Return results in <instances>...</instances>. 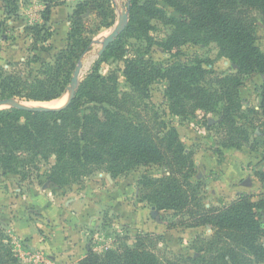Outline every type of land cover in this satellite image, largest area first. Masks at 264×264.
Returning <instances> with one entry per match:
<instances>
[{"label":"trees","instance_id":"16d2710c","mask_svg":"<svg viewBox=\"0 0 264 264\" xmlns=\"http://www.w3.org/2000/svg\"><path fill=\"white\" fill-rule=\"evenodd\" d=\"M1 1L6 14H17L20 0ZM45 1L42 18L47 22L53 0ZM126 1L130 12L126 28L79 83L66 107L49 111L0 109V171L28 179L54 157L55 163L46 171V178L65 186L79 183L95 172L118 177L138 166L155 164L167 168L168 173L158 178L145 175L141 179L144 201L159 210H173L182 217L184 225L215 228L211 238L202 239L204 244L198 256L163 260L150 245L152 235L143 234L133 246L126 244L105 254L90 248L80 264H264V195L258 201L240 196L223 208H207L192 181L193 153L187 150L177 128L155 133L114 109L118 77L115 72L108 76L100 72L103 61L122 59L127 81L141 96H146L149 86L157 80L168 81L166 96L171 113L187 116L188 104L215 113L219 121L214 127L223 134L222 148L240 149L250 141V132L239 123L243 106L238 96L239 76L264 72V54L255 42L256 20L247 10L256 8L264 13V0H163L179 17L159 8L156 0ZM89 10L105 23H113L117 17L113 0L81 1L71 16L68 44L58 51L53 62H42L39 55H34L40 63L36 75L32 71L23 73L18 68L23 62L17 63L14 70H0V99L46 102L60 98L71 84L79 62L93 49L92 29L85 17ZM153 20L174 28L166 44L179 53L185 45L215 41L220 54L237 64V73L213 75L203 68V61L176 60L164 68L143 56L126 57L125 45L133 38H149ZM44 26H35L38 35ZM50 48L51 45L40 49ZM208 81L211 87L205 86ZM260 105L264 133V85ZM215 151L223 153L218 148ZM259 178L264 182V172L259 173ZM8 239L0 224V264H20L6 243Z\"/></svg>","mask_w":264,"mask_h":264},{"label":"rangeland","instance_id":"374dc122","mask_svg":"<svg viewBox=\"0 0 264 264\" xmlns=\"http://www.w3.org/2000/svg\"><path fill=\"white\" fill-rule=\"evenodd\" d=\"M81 1L83 0H53L50 2L53 8L52 14L49 21L45 22L42 18L45 3H47L45 0H20L17 14L13 15L5 13L4 3L0 0V70H14L17 63L23 62V65L18 68L23 73L32 71L33 75H36L37 70L40 69V63L34 60V55H39L42 62H53L58 51L68 44L71 16ZM156 1L158 7L165 9L169 15L180 16L165 1ZM113 5L117 11V17L113 23H105L90 10L85 15L92 29L90 37L94 43L93 49L82 59L80 82L92 71L97 61L102 59L100 51L104 39L120 24L124 14L128 13L130 16L126 0H113ZM247 11L256 20L255 42L264 54V13L256 8H249ZM128 21L122 23L123 30ZM37 24L46 25L48 30L44 26L46 29L44 28L38 35L35 29ZM152 24L149 38H133L125 45L126 57L143 56L146 59H153L164 68L176 60L192 63L203 61V68L211 70L213 75L224 76L237 73V64L220 54L219 45L215 41L206 45L188 44L183 46L179 53L166 44L174 28L159 20H153ZM50 33L52 35L48 38ZM50 45L51 48L48 50L40 49ZM34 46L38 49L33 48ZM28 62H31L29 66L24 65ZM124 68L125 62L116 58H109L100 66V72L103 75L108 76L115 72L118 77L119 92L115 96L114 101L117 102L114 109L127 115L135 123L149 127L155 133L160 129L166 131L170 127L177 128L187 150L193 153L195 172L192 181L196 184L198 193L207 208H223L241 198L240 196H251L253 201H258L264 195V182L259 178V173L264 172V133L263 127L260 126L264 72L257 71L239 76L238 96L243 104L239 123L249 129L250 141L237 151L236 148H222L223 134L220 129L214 127L219 121L215 113L199 108L194 109L188 104L187 116L175 115L170 111V102L166 96L168 81L157 80L149 86L148 94L141 96L127 81ZM209 82L205 86L211 87ZM64 94L69 95L70 98L72 96L69 89ZM16 99L21 103L28 101ZM31 102L44 105L43 103L49 101ZM11 108L13 106L10 104L0 107V109ZM217 148L223 153L218 154L215 151ZM49 163H43L41 170L35 171L28 179L12 174L9 178L16 182L18 188L17 194L13 193L9 197L6 194L8 181L3 178L5 174L0 171V193L6 194V197L0 196V211L3 212L2 207L8 206V209L14 208L18 215H24L25 210L28 211L32 220L35 224L37 223L42 239L45 240L48 238L46 233L50 230L47 229L49 222L44 214L39 219L38 211L33 209L27 201L29 196L33 193H41L50 199L60 201L62 197L67 196L65 194L75 195L71 193L75 192L77 187H82L77 190L80 191L89 185L91 201L101 202V205L97 208L98 206L91 204L89 214L94 215L95 218L91 224L88 220L83 222L82 229L86 231L87 237L85 235L79 237L80 241H83L80 246L82 250L76 253L77 255L74 254L80 261L88 253L87 250V253L81 257L88 243L94 245L96 248L94 250L98 253L105 254L109 249H118L126 244L133 246L137 237L143 234L152 235L150 245L163 260L186 255L198 256L201 254L199 248L204 244L202 239L211 238L215 232V228L210 225L198 227L184 225L181 222L182 217L175 214L173 210H159L155 205L144 201L141 179L145 175L154 178L162 177L168 173L165 167L155 164L138 166L118 177L100 171L85 177L79 183L59 186L46 178L45 173L50 165L55 163V158L52 157ZM239 174L243 176L240 178ZM245 179L248 180L247 184L243 183ZM241 191L243 194H240ZM22 195L23 199H21ZM61 204L64 206V202ZM261 220L264 225V212L261 214ZM40 224H43V230L40 229ZM1 226L9 236L6 243L11 246L20 264H45V257L48 255L45 250L25 245L23 240L20 242L15 233H11V228L9 230L6 226L2 224ZM262 241L264 243V237ZM34 254H36L35 257H33ZM65 261L67 262L64 264L75 263L71 262L73 259Z\"/></svg>","mask_w":264,"mask_h":264},{"label":"crops","instance_id":"0c3cea01","mask_svg":"<svg viewBox=\"0 0 264 264\" xmlns=\"http://www.w3.org/2000/svg\"><path fill=\"white\" fill-rule=\"evenodd\" d=\"M241 149L236 148L235 150L240 151ZM11 175L12 174L3 175V178L8 181L6 192L8 197L13 195V193H16L18 188L16 182L9 178ZM240 176L242 177L243 175L239 174V177ZM247 181L248 180L245 179L243 183L247 184ZM86 186L87 185L85 184V187ZM78 188L82 187H77L75 192L71 193L75 195H70V193L65 194L67 196L62 197L63 199L61 198L60 201L50 199V197L41 195V193H33V195L29 196L27 201L33 209L38 211L37 213L40 215L38 216L39 219H41L44 214L49 222L47 224V229L49 228L50 230L47 231L46 234L48 235V238L45 240L42 239L41 234L39 233L37 223L35 224L26 210L24 215H18L14 208L8 209L9 206L2 207L3 212L0 211V223L3 226H6L9 230L11 228V233H15V236L20 242L23 240L25 245L45 250L48 254L45 257V264H64V262H67L65 261L66 259H73L71 262H75L74 264H80V259H78L79 257H76V253H79L80 250H82L80 246L83 241H80L79 237H83V235L87 237L86 231L82 229L83 222L88 220L91 224V221L95 218L94 215L91 216V214H89L91 204L98 206L97 208H99L101 202L95 203L91 201V193L88 191L91 189L89 185L87 188H83L80 191H77ZM242 192L243 191H241L240 194H243ZM6 194L4 195L2 192L0 193V196L6 197ZM21 199H23V195L21 196ZM61 202H64V206ZM40 225V229L43 230V224ZM86 247L87 248L81 257H83L90 248L96 250L94 245H90L89 243ZM35 255L36 254H34L33 257H35Z\"/></svg>","mask_w":264,"mask_h":264},{"label":"water","instance_id":"95a60500","mask_svg":"<svg viewBox=\"0 0 264 264\" xmlns=\"http://www.w3.org/2000/svg\"><path fill=\"white\" fill-rule=\"evenodd\" d=\"M129 15L128 13L124 14L121 19H120V24L117 25L113 31L111 32L110 35H108L104 41H103V46L102 49L100 51V54H103L104 51L107 49V47L110 45V43H112L117 36L119 35V33L121 31H123V28L121 27L122 23H126L128 21ZM82 68H83V62L82 60L79 62V64L77 65L73 77H72V81L71 84L69 86V90L72 92V96L71 98L68 100V102L63 105L62 107H48V106H44V105H35V106H26L23 105L21 102H19L16 98H6V99H1L0 100V107L2 105H6V104H10L15 108H19V109H26V110H30V111H49V110H54V109H60L63 107H66L71 100L73 99L75 92L79 86L80 83V79H81V73H82Z\"/></svg>","mask_w":264,"mask_h":264},{"label":"bare ground","instance_id":"6f19581e","mask_svg":"<svg viewBox=\"0 0 264 264\" xmlns=\"http://www.w3.org/2000/svg\"><path fill=\"white\" fill-rule=\"evenodd\" d=\"M69 98H70L69 95L64 94L63 96H61L58 99H55L53 101H49V102H46L43 104H44V106H49V107H59V106L62 107L63 105H65V103H67ZM22 103L27 105V106L39 105V104H36L37 102H31V101H22Z\"/></svg>","mask_w":264,"mask_h":264}]
</instances>
